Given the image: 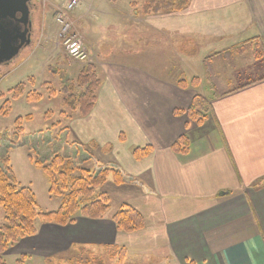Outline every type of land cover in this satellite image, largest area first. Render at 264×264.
Segmentation results:
<instances>
[{"label": "crops", "instance_id": "obj_1", "mask_svg": "<svg viewBox=\"0 0 264 264\" xmlns=\"http://www.w3.org/2000/svg\"><path fill=\"white\" fill-rule=\"evenodd\" d=\"M111 7L120 11L115 18L129 24L127 56L143 60L167 54L175 76L170 68L163 75L145 68L143 62L124 69L101 64L95 105L87 115L71 121L70 128L84 145L115 144L116 164L136 181L121 185L107 181L99 192L109 194L116 207L133 205L144 216L145 226L123 233L108 213L100 219L75 217L65 226L41 224L36 234L16 245L22 254L45 259L67 252L72 245L113 251L124 246L135 264L146 260L264 264V75L240 85L231 76L255 61L264 63V0H190L182 11L166 15H131L128 2ZM89 11V17L73 11L72 19L77 15L75 27L94 61L99 52L95 14L100 11ZM165 18L176 20L170 26ZM83 19L87 29L80 25ZM53 22L52 17L50 24L55 26ZM53 38L46 34L45 44L50 39L53 43ZM139 40L142 51L133 49ZM227 54L234 63L224 73L218 61ZM221 76L233 87L217 93L215 83ZM192 77L200 79L197 86L182 89L176 84ZM253 80L259 81L250 83ZM196 94L208 106L200 125L185 113H174L185 110ZM109 122L121 124L111 141ZM181 135L189 141L184 154L171 149ZM148 145L152 148L148 156L133 157L136 147Z\"/></svg>", "mask_w": 264, "mask_h": 264}, {"label": "rangeland", "instance_id": "obj_2", "mask_svg": "<svg viewBox=\"0 0 264 264\" xmlns=\"http://www.w3.org/2000/svg\"><path fill=\"white\" fill-rule=\"evenodd\" d=\"M32 1H35L39 5H42L41 3L43 2V0H40L41 3L39 0ZM126 2L132 5L131 15L134 12H142L143 0H81L75 8L74 12L79 15L84 14L85 17L91 15L89 13L90 8L100 11V13L95 14L97 17L96 26L99 25L95 40L99 52L98 56H95V59L93 58L95 62L90 60L89 54L87 61L80 63L72 60L70 62L63 49L58 47L56 41L54 42L53 40L52 43V39H50V42L45 44V35H51L52 33L55 36L57 30L56 26L50 24L56 2L55 0H48L45 1V16H42L41 6L34 12L31 43L24 46L12 60L0 65V164L2 159L8 158L16 181L19 183L18 185L28 186L33 190L38 208L41 211L56 209L60 199L48 193V180L44 176L41 168L34 163L37 160L46 163L53 155L59 154L66 157L77 167H85L90 170L98 167H106L119 170L124 178V182L121 184H125L126 182L135 183L136 181V179L127 176L119 165L116 164L113 158L114 153L112 148L115 147L113 142L104 145L97 141H92L90 142L91 144L88 143L89 145H84L79 141L77 142L73 130L70 128V122L74 119V121H77L79 117L81 118V116L85 115L79 113L78 109L72 110L69 108L63 100L65 96L63 88H67L74 83L80 69L86 62L93 63L96 67L98 64V73L100 75L102 70L101 64L109 66L117 64L120 68L124 69V65H140V62H143L145 68L154 72H160L163 75L169 72L170 68L171 75L175 76L176 72L172 66L173 60L167 59V54H165L164 58H160V56L156 58V54L153 57L149 55V58L143 60L139 56H137L138 58L127 56L128 41L125 40V35L129 24L126 19L115 18L114 15L119 14L120 11L111 7L112 4L122 5ZM104 10H106L105 13ZM125 10L128 13L129 7ZM160 13L166 15L177 12L163 11ZM71 14H73V11ZM109 14L111 16H108ZM76 18L77 15H73V19ZM73 19V28L81 35L84 48L87 51L83 34L77 30ZM173 20L175 22L176 19L165 18V21L170 26H172ZM191 22L193 23V20ZM85 23V21H81L80 23L83 29H87ZM187 26L185 24L180 27L184 29ZM41 27H43L42 30ZM153 41L155 42L156 39L153 38ZM140 42L139 40V42L133 44L134 50L142 51L143 44ZM247 42L250 43L249 41ZM243 45L246 48L249 47L247 43ZM230 51H234L233 48ZM150 53H155V51ZM218 63L221 71L225 73L233 65L234 60L227 54ZM239 71L238 74V71L234 75L231 74L236 85H240L242 81H244L243 83L247 82L248 78L256 79L262 77L264 75V63L261 64L255 61L250 66L247 65L244 68H240ZM193 78H190L188 83ZM198 82L200 83L199 78ZM19 84L23 86L20 90L21 94L19 97H14L13 91ZM189 86L192 87L189 83L185 88ZM230 87L233 86H229L224 82V76L216 79L215 90L217 93H222ZM6 100L10 103V109H7L8 111L3 107V103ZM2 112L5 114H2ZM27 115L29 117H26ZM19 117L22 118V132H19L17 129L16 120ZM194 123L197 124L196 122ZM119 126L121 124H117L116 126L113 122H109V132L111 134L109 140L112 139L116 133V128ZM28 155H31L33 160L29 159ZM107 181H111L114 185H121L116 184L111 176L102 185ZM99 187L96 188V192H99ZM107 195L110 199V206L106 213L109 214V219L112 221L111 215L118 207L114 205L111 196L109 194ZM3 217V210L0 206V226L4 223ZM22 239H19L3 253L6 264H135V259L127 257L124 246H118L113 251V248L92 249L72 245L75 248L71 246L67 252L58 253L52 259H45L37 255L29 256L28 254H22L21 247L16 245ZM120 248L124 249V253L121 250L119 251ZM110 253L113 254L114 258L108 256ZM18 260H21V262L18 263ZM96 260H100L101 262ZM157 262L158 260L156 262L146 260L141 264H168V262Z\"/></svg>", "mask_w": 264, "mask_h": 264}, {"label": "trees", "instance_id": "obj_3", "mask_svg": "<svg viewBox=\"0 0 264 264\" xmlns=\"http://www.w3.org/2000/svg\"><path fill=\"white\" fill-rule=\"evenodd\" d=\"M189 2L190 0H143L141 13L180 12L187 7ZM251 41L249 40V42ZM257 81L259 80H253L250 83ZM189 83L192 86H197L198 78L194 77ZM189 83L183 79L176 80V84L181 88H185ZM100 85L101 80L96 65L88 62L80 69L74 83L63 88L64 103L72 110L78 109L79 113L86 115L94 106ZM22 87V84H19L14 89V97H19ZM9 104L8 100L3 103L6 111L10 109ZM174 113H185L190 120L201 124L207 117L208 106L204 97L196 94L185 110L174 109ZM2 114L5 113L2 112ZM21 119L19 117L16 120L19 132L23 131ZM188 144V137L181 135L172 143L171 149L176 153L184 154L187 152ZM151 152L152 148L148 145L135 148L132 155L138 160L148 156ZM28 157L33 160L31 155ZM34 163L41 168L48 180V193L59 197V205L54 210L41 211L33 190L28 186L18 185L8 158L2 159L0 164V206L3 210L4 223L0 226V264H6L3 253L9 247L21 238L36 234L41 224L52 223L64 226L72 223L75 217L103 218L109 210L110 199L106 193L96 192V188L101 186L109 176L116 184L124 182L123 175L119 170L106 167L90 170L85 167H77L59 154L53 155L46 163L38 160ZM111 218L117 230L124 233H132L145 226V218L142 213L127 203L120 204ZM120 250L124 253L123 248ZM112 257L114 258L113 255ZM20 262L21 260H18V263Z\"/></svg>", "mask_w": 264, "mask_h": 264}, {"label": "water", "instance_id": "obj_4", "mask_svg": "<svg viewBox=\"0 0 264 264\" xmlns=\"http://www.w3.org/2000/svg\"><path fill=\"white\" fill-rule=\"evenodd\" d=\"M30 0H0V65L31 42Z\"/></svg>", "mask_w": 264, "mask_h": 264}, {"label": "built area", "instance_id": "obj_5", "mask_svg": "<svg viewBox=\"0 0 264 264\" xmlns=\"http://www.w3.org/2000/svg\"><path fill=\"white\" fill-rule=\"evenodd\" d=\"M40 1V0H39ZM45 1L40 3L45 6ZM81 0H55L56 7L53 12L54 23L57 27L54 41L62 48L69 61H86L88 53L84 48L81 35L74 30L71 12L79 5Z\"/></svg>", "mask_w": 264, "mask_h": 264}, {"label": "flooded vegetation", "instance_id": "obj_6", "mask_svg": "<svg viewBox=\"0 0 264 264\" xmlns=\"http://www.w3.org/2000/svg\"><path fill=\"white\" fill-rule=\"evenodd\" d=\"M37 6H34L31 4L30 6V19H31V26L29 27V33H30V38L32 37V24H33V15L34 12L36 11ZM32 39V38H31Z\"/></svg>", "mask_w": 264, "mask_h": 264}]
</instances>
